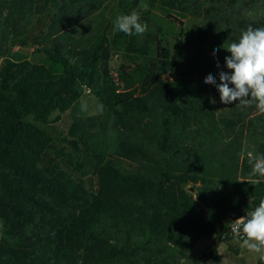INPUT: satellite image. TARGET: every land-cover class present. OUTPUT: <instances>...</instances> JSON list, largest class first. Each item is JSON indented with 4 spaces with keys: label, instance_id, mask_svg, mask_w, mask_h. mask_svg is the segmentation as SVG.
I'll list each match as a JSON object with an SVG mask.
<instances>
[{
    "label": "trees",
    "instance_id": "trees-1",
    "mask_svg": "<svg viewBox=\"0 0 264 264\" xmlns=\"http://www.w3.org/2000/svg\"><path fill=\"white\" fill-rule=\"evenodd\" d=\"M103 1L15 0L5 18L12 31L23 21L31 27L45 61L0 62V264H220L226 218L264 199V176L249 175V154L264 155V113L234 101L217 114L208 96L182 98L175 71L203 59L229 71L223 47L249 26L264 28V0H119L112 19L76 40L68 28ZM133 10L147 29L163 13L179 27L177 45H198L195 58H173L160 27L144 37L117 31L115 18ZM117 52L141 59L130 97L110 67ZM86 90L102 114L62 122ZM219 180L233 188L217 194ZM187 182L204 191L188 193Z\"/></svg>",
    "mask_w": 264,
    "mask_h": 264
},
{
    "label": "rangeland",
    "instance_id": "rangeland-1",
    "mask_svg": "<svg viewBox=\"0 0 264 264\" xmlns=\"http://www.w3.org/2000/svg\"><path fill=\"white\" fill-rule=\"evenodd\" d=\"M14 1L15 0H0L1 30L3 28L10 29V27H7V24L5 23V18L9 15L10 9L12 8L11 3ZM118 1L119 0H104L102 8L98 12L91 11L90 15L82 17L77 24H74L71 26V28H68L72 31L74 38L79 41H85L98 28H102L108 20L114 17ZM155 14L156 15L154 16L152 27L147 29L146 32L141 36L144 37L147 33L152 31L154 32L160 27L164 29L166 34H168V46L172 52L173 58L180 60L184 57L195 58L197 52H199L198 45L196 43H186L181 46L177 45L173 38L179 33V27L171 25L163 13L157 11ZM30 29L31 27H27L26 23L23 21L16 31H12L10 29L11 34L0 36V62L5 57L17 58L21 56H27L32 62L36 63H42L45 61L44 55L37 52L38 47L35 44V40L32 38V34H29ZM164 46H167V44ZM140 62L141 59L138 56L124 52L114 53L110 62V67L115 78L119 77L125 79V81L121 80L120 83V93L122 94V97H130L138 92L137 86L131 88L127 87L132 83L128 79L129 76ZM194 65L202 66L203 68L207 69L208 72H210V74L216 79V84L220 83L219 72L214 71L212 66H210V62L208 63L206 59L194 63L182 61L179 70L175 71V77H178L179 75L178 81L181 87V97L183 98L191 96L192 99L198 100L199 98L208 96L210 100H215V103H212V107L213 110L218 114L227 106V104L221 103L220 93L217 90L215 84H206L202 78L192 80L190 77H188L190 73L189 69H183L189 66L192 67ZM193 84H195V87H190ZM102 112L103 108L100 101L93 94H91L90 91L86 90L73 109L62 115V122H69L74 119L99 117ZM57 115L58 113H55L54 117ZM115 135V131L111 130V136L115 137ZM247 147L250 149H255V146H251L250 142L247 143ZM181 185H183L185 190L192 195H197L204 191V186L201 182H187ZM193 188L195 192L190 191V189ZM232 188L233 185H231V183L222 180L216 181L215 186L212 187V189H214L217 194L226 193ZM252 202V199L247 201L249 205H252ZM238 218L239 217L234 213L226 218L225 222L227 223L229 229L226 232L223 240L217 242L218 254L221 256L220 264H258L261 253H256L254 251H250L246 247H241L242 242H239L231 231L230 222L235 221ZM2 234L3 225L0 221V241ZM213 241V237L202 238L192 250V257L199 259L205 252L209 250V247Z\"/></svg>",
    "mask_w": 264,
    "mask_h": 264
},
{
    "label": "clouds",
    "instance_id": "clouds-1",
    "mask_svg": "<svg viewBox=\"0 0 264 264\" xmlns=\"http://www.w3.org/2000/svg\"><path fill=\"white\" fill-rule=\"evenodd\" d=\"M140 7L143 11L148 10L147 4ZM141 15L137 10L118 15L113 22L115 29L128 36L143 35L148 25L140 22ZM223 48L230 53L224 58L225 67L229 71L219 72V84H216V79L211 74L205 77L204 82L216 85L221 103L238 101L237 106H248L255 102L258 110L264 113V28L254 29L249 26L243 31L239 42ZM218 51V48L214 49L212 55L216 56ZM217 67H220L219 63ZM210 102L215 103V100ZM249 156V164L252 165L250 177L257 174L264 176V155L257 154L253 157L250 153ZM230 223L232 233L238 241H242L241 247L261 253L260 259L264 260V199H261L254 211L247 212L246 216Z\"/></svg>",
    "mask_w": 264,
    "mask_h": 264
},
{
    "label": "crops",
    "instance_id": "crops-1",
    "mask_svg": "<svg viewBox=\"0 0 264 264\" xmlns=\"http://www.w3.org/2000/svg\"><path fill=\"white\" fill-rule=\"evenodd\" d=\"M187 69H189L190 71L188 77H190L192 80L201 79V78L205 80V77L210 74V72H208V70L203 68L202 66H197V65L196 66L194 65L192 67L189 66L183 70H187ZM178 78H179V75L178 77H176V79L178 80ZM190 87H195V84H193Z\"/></svg>",
    "mask_w": 264,
    "mask_h": 264
},
{
    "label": "water",
    "instance_id": "water-1",
    "mask_svg": "<svg viewBox=\"0 0 264 264\" xmlns=\"http://www.w3.org/2000/svg\"><path fill=\"white\" fill-rule=\"evenodd\" d=\"M165 80L168 79V76H165L164 78ZM191 192H195L194 188L193 189H190Z\"/></svg>",
    "mask_w": 264,
    "mask_h": 264
},
{
    "label": "built area",
    "instance_id": "built-area-1",
    "mask_svg": "<svg viewBox=\"0 0 264 264\" xmlns=\"http://www.w3.org/2000/svg\"><path fill=\"white\" fill-rule=\"evenodd\" d=\"M234 235V234H233ZM238 240V239H237ZM239 242H242V241H239Z\"/></svg>",
    "mask_w": 264,
    "mask_h": 264
}]
</instances>
